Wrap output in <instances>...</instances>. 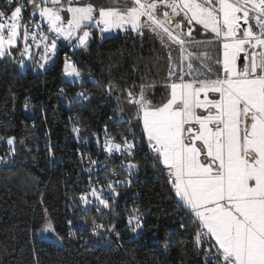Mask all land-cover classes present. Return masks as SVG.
Masks as SVG:
<instances>
[{"label":"snow or ice","instance_id":"1","mask_svg":"<svg viewBox=\"0 0 264 264\" xmlns=\"http://www.w3.org/2000/svg\"><path fill=\"white\" fill-rule=\"evenodd\" d=\"M114 2L115 7H98L92 0H0V58L15 59V49L24 66V57L35 55L32 45L49 40L46 32L54 37L44 43L40 68L55 55L59 38L86 48L92 28L102 36L114 29L153 34L167 50L166 95L155 101L146 94L154 84L139 85V92L135 84L125 89L135 109L128 122L141 126L156 163L164 166L188 220L197 225L196 242L209 245L206 264H264V0ZM37 14L46 30L33 19ZM65 71L81 75L67 58ZM77 95L89 98L83 91ZM7 144L14 145V138ZM122 144L105 141L109 153L127 159L134 145L126 137ZM135 167L128 164L129 175ZM108 189L116 193L112 184ZM90 194L109 207L95 187ZM79 199L92 203L87 190ZM133 220L135 232L142 224L139 215ZM92 224L104 227L95 219ZM42 230L55 231L47 219Z\"/></svg>","mask_w":264,"mask_h":264},{"label":"trees","instance_id":"2","mask_svg":"<svg viewBox=\"0 0 264 264\" xmlns=\"http://www.w3.org/2000/svg\"><path fill=\"white\" fill-rule=\"evenodd\" d=\"M92 2L116 6L114 0ZM70 50L65 46L59 59L42 70L22 67L9 57L0 60V157L9 160L0 162V264H206L209 245L196 242L197 225L188 220L162 165L146 151L141 126L134 119L128 122L135 109L125 89L135 84L139 92V85L154 84L145 88L146 94L155 101L166 95L167 50L148 32L100 39L94 30L91 43L74 51L79 83L64 76L61 54ZM82 91L87 100L77 95ZM115 105L127 120H111ZM130 124L144 145L135 149L129 183L121 160L98 153L93 135L107 126L108 134L120 139ZM8 138H14V145L7 144ZM90 176L102 190L112 184L119 193L108 197V208L80 201ZM137 213L144 220L133 232L127 226ZM46 219L63 237L61 243L37 237ZM93 219L104 227L94 228ZM115 227L118 242L111 237Z\"/></svg>","mask_w":264,"mask_h":264},{"label":"built area","instance_id":"3","mask_svg":"<svg viewBox=\"0 0 264 264\" xmlns=\"http://www.w3.org/2000/svg\"><path fill=\"white\" fill-rule=\"evenodd\" d=\"M31 15V12L30 10L28 12H25L23 13V16H24V20L23 22L24 23H27L28 22V19H29V16ZM33 19L36 20V22L40 23L41 26L46 30L47 29V25H46V22L43 21L42 19H40L38 17V14L36 17H33ZM33 28V31H36L37 29L35 28V25L33 24L32 26ZM46 34L48 35L49 37V40L46 41V42H43L41 43L40 41H37V43H39V47L36 46V44H33L32 45V48H31V53L35 54L34 56L32 57H25L24 58V61H25V64L27 67L29 66H32L35 70H37V68L35 67L37 65V63L41 60V54L43 53V48H44V43H49L50 44V41L52 40V38L54 37V34L51 33V32H46ZM31 43V41H30ZM22 44L23 45V41H18V44ZM70 45V42L67 41V40H64L63 38H59L57 40V49L55 51V55L52 57L51 60H49V62L47 64H45V67H48L50 66L52 63H54L55 61H57L59 59V55H60V51L62 49H64L65 46H68ZM24 46V45H23ZM7 56L3 57L2 59L0 60H3L4 58H6ZM71 62L78 70V66H77V61H76V57L74 55V51L71 49L70 51H65L61 54V61H62V64H63V68H64V76H65V79L71 81V82H76V83H79L81 81V75L80 77H75V76H69L66 74V71H65V60ZM116 107V111L114 113V115H112L111 117V120H114V119H118L119 122H122V121H125L127 120V116L125 114V112L122 110V108L119 106V105H115ZM107 128V132L105 131V129ZM78 129V128H77ZM101 133V134H100ZM100 133H95L93 135L95 141L97 142V146L96 149H97V152H103L105 153L106 156L110 157L112 160H115L117 158H119L122 162V165H121V168L128 172L127 167H128V163L132 161V158L134 157V152H135V149L136 147H139V146H142L144 145V139L136 132V130L133 128L132 124H130V128L126 131V133L124 135L121 136L120 139H117V138H114V137H111L109 134H108V127L107 126H103L102 128V131ZM123 137H126L127 140L131 143H133L134 147L132 149V155L129 156L127 159L120 153V152H112V153H109L107 151V148H106V145H105V141L108 140L112 143H121L122 144V138ZM75 140L78 141L79 143L82 142V139L81 137L79 136V134L76 132V135H75ZM146 141V151L148 152V154L150 155V157L156 162L155 160V154L151 151V148L147 142V139L145 140ZM122 147H123V144H122ZM5 160H7V163H3L1 162L2 165H7L9 164V160L7 158H4ZM87 163L89 162V160L87 159L86 161ZM133 169V168H132ZM130 169V171L132 170ZM91 170V167L90 166H86L85 167V171H90ZM115 176H117V173H115ZM91 177V176H90ZM94 177L98 178L99 177V173H98V170L95 171V174H94ZM165 177L169 183V185H171V181H170V178L168 177L167 173L165 172ZM93 177L89 178V182L85 185V190L81 193L82 194H85L86 190H87V194H88V197L91 198V194H90V190L92 187H95L97 189L98 192H101L102 188L101 186L97 185V181L98 179L94 180L92 179ZM134 180V176L133 175H128V178H127V182L130 181L132 182ZM122 184V183H121ZM103 191H106L103 189ZM94 201H96L97 199H93ZM95 203H98V200L95 202ZM87 206V205H86ZM102 206V205H100ZM135 215H139V218H140V222L141 224H143V220H144V215L141 214V213H137ZM98 223V222H97ZM100 224V223H99ZM135 225V220L132 221V223H128V226L127 228L128 229H131L132 226Z\"/></svg>","mask_w":264,"mask_h":264},{"label":"rangeland","instance_id":"4","mask_svg":"<svg viewBox=\"0 0 264 264\" xmlns=\"http://www.w3.org/2000/svg\"><path fill=\"white\" fill-rule=\"evenodd\" d=\"M91 32H92V37L90 38V40H89V44L91 43V41L93 40V31L94 30H97V32H98V36H99V38L100 39H104V38H107V37H110V36H113V35H115V34H118V33H127V32H129V31H131V30H119V29H114V30H112L111 32H106V33H103V36L101 35V33H100V31H99V29H97V28H92V29H89ZM133 32H135V31H133ZM135 33H137V32H135ZM138 34V33H137ZM71 45H70V48L73 50V51H75L76 49H79V48H85V47H74V44L76 43L75 42V40H73V41H71ZM88 44V45H89ZM25 58V57H24ZM0 59H2V58H0ZM21 59V57H20V55H19V53H18V55L15 57V59H14V61L15 62H17V61H19ZM20 64V63H19ZM21 65V64H20ZM22 67H26V64L24 65V66H22ZM129 163H131V164H134V162H129ZM128 163V164H129ZM106 191H103V190H101V192H99L101 195H102V197L103 198H106V199H108V197L109 196H111V195H114L115 193H113V192H110L109 191V189H105ZM91 201H92V203L91 204H93V203H95L96 201H94L93 199H94V197H91V198H89ZM96 199V198H95ZM47 220H50V219H47ZM50 222H51V220H50ZM52 223V222H51ZM44 225H45V223H44ZM43 225V226H44ZM52 225H53V223H52ZM43 228V227H42ZM42 228L38 231V233H37V237L38 238H41V239H43V240H46V241H52V242H57V243H61V240L58 238V235L56 234V232L54 231H48V232H45V231H43L42 230ZM53 228H54V226H53Z\"/></svg>","mask_w":264,"mask_h":264},{"label":"water","instance_id":"5","mask_svg":"<svg viewBox=\"0 0 264 264\" xmlns=\"http://www.w3.org/2000/svg\"><path fill=\"white\" fill-rule=\"evenodd\" d=\"M111 237L113 238V240H115V241H119L118 239V234H117V227H115L113 230H112V232H111Z\"/></svg>","mask_w":264,"mask_h":264},{"label":"crops","instance_id":"6","mask_svg":"<svg viewBox=\"0 0 264 264\" xmlns=\"http://www.w3.org/2000/svg\"><path fill=\"white\" fill-rule=\"evenodd\" d=\"M70 42V41H69ZM72 43L70 42V45H71ZM40 62H42L41 60L37 63V65L35 66L36 68H37V70H42V69H44V68H40L38 65H39V63ZM146 137V136H145ZM162 165V164H161ZM162 167H164L163 165H162ZM178 198V197H177ZM179 199V198H178ZM213 243H214V241H213Z\"/></svg>","mask_w":264,"mask_h":264}]
</instances>
